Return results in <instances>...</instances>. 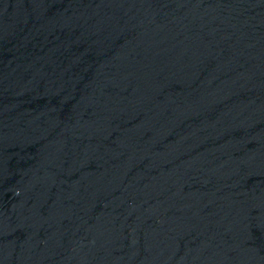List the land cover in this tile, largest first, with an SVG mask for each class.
I'll return each mask as SVG.
<instances>
[{"label":"water","instance_id":"obj_1","mask_svg":"<svg viewBox=\"0 0 264 264\" xmlns=\"http://www.w3.org/2000/svg\"><path fill=\"white\" fill-rule=\"evenodd\" d=\"M0 264H264V0H0Z\"/></svg>","mask_w":264,"mask_h":264}]
</instances>
